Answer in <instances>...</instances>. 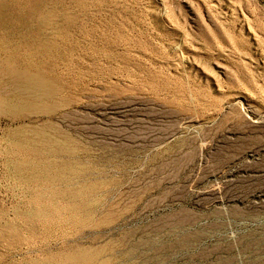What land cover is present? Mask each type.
Wrapping results in <instances>:
<instances>
[{"label":"rangeland","instance_id":"1","mask_svg":"<svg viewBox=\"0 0 264 264\" xmlns=\"http://www.w3.org/2000/svg\"><path fill=\"white\" fill-rule=\"evenodd\" d=\"M43 2L14 47L57 92L0 102V264L80 247L95 264H264V0ZM36 129L65 156L14 148ZM67 161L101 183L95 220L59 212L80 183L56 180Z\"/></svg>","mask_w":264,"mask_h":264},{"label":"bare ground","instance_id":"2","mask_svg":"<svg viewBox=\"0 0 264 264\" xmlns=\"http://www.w3.org/2000/svg\"><path fill=\"white\" fill-rule=\"evenodd\" d=\"M43 1L44 0H0V58H1L0 78L4 77L5 79L4 81L7 80L6 81L7 86L5 87L4 92L3 90L0 91V93L2 92L0 94V102L3 105V108L7 112L11 111L14 113L13 110L17 109V111H19V108L20 110L21 109L27 110L30 107H32V105H34L35 103L39 104L44 102L46 99L49 100L54 94H56L55 92H57V89H55L56 88L55 84L50 83L52 81H49L48 79L45 78L46 75L43 74L39 65L36 66V69L32 70L33 68L29 69L26 66H21L20 64L17 63L19 60L18 57L16 56L17 51L15 49L17 48L14 47L15 46L14 40H18V42H24V44H26L25 42H28L26 41L27 36L29 37L28 34L29 33L31 34L30 31L32 30L33 28L32 26H34V21L36 20L35 15L40 11L41 7L40 9L38 7L42 5L41 3H44ZM40 14H42V12ZM38 16H40L39 13ZM34 30L36 31L37 29ZM39 32L41 33V31ZM39 32H37V34ZM37 34L36 35L34 34L36 38H37ZM42 42L43 41L41 40V38L38 37L37 41L35 40V46H36L35 49L38 48L39 50L41 47H43L44 45L42 44ZM31 44L29 43L27 45L29 46ZM38 50L37 53L41 51ZM37 110L40 111L39 108ZM37 142H39V144L41 143L44 146V148L46 146V150L47 149L55 150L63 155L65 154V152L68 151V148L65 146L64 142L51 141V139L44 137L40 129L34 130V132L31 135L25 138V141L24 140L22 142L18 141L13 144H14V148L22 150L23 148L33 145V143L37 144ZM68 162L69 161H67L64 166H61V168L57 169L55 174L56 180L66 181V183H69V181L71 180H76V182H80V183L75 188L67 187L65 190L60 191V193L57 191L59 194L56 193V196L57 195H58L57 197H59V195L61 196V198L59 197V199H62V196L66 198V201L64 200L65 202L63 203V206L61 207L59 205L61 207V209L59 207V212L62 211L63 213L65 212L70 213L69 215L70 218L69 217L65 218L64 219L65 221L71 218H76L75 216L77 215H79L77 219L80 220L92 219V218L95 220V218L93 217V213L96 211L95 210L96 207L100 205L98 203L99 201L96 198L95 192L97 189L100 190L99 186L101 185V183H99L98 179L97 182L96 179L95 181L91 182L92 180L91 178H90L91 183L88 182V184H86L87 181L85 183H82L81 179H83V174L86 171L85 166L79 164H72ZM38 170H39L38 172L42 171L40 169ZM57 207L58 206H56V210ZM38 213L43 216L49 215L47 211L45 210L43 211L40 209ZM89 221L92 222L93 220H89ZM98 222H99L98 225H100L99 219ZM94 225H97V223L95 222ZM106 249L109 248L107 247ZM101 253H102L101 250L80 247L76 249H68V251L61 253L59 255H50L48 256L47 260L50 264H95L94 262H96L100 258L99 256L100 255L102 256ZM102 260L100 259L99 260L100 263L97 264L106 263L105 261ZM104 260H105V256H104Z\"/></svg>","mask_w":264,"mask_h":264}]
</instances>
